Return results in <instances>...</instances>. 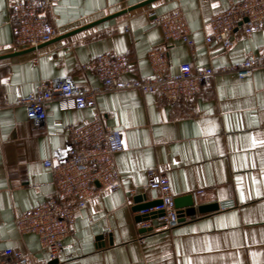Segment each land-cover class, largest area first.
Masks as SVG:
<instances>
[{"label": "crops", "instance_id": "obj_1", "mask_svg": "<svg viewBox=\"0 0 264 264\" xmlns=\"http://www.w3.org/2000/svg\"><path fill=\"white\" fill-rule=\"evenodd\" d=\"M142 1L54 0L48 11L58 30L54 39ZM234 1L239 0H155L0 58V251L13 247L33 253L31 264H264V69L248 78L215 75L183 102L136 89L97 95L105 123L123 135L124 147L115 155L122 188L100 190L78 211L57 258L40 248L36 234L21 233L16 224L20 213L57 196L53 170L45 161H63L70 128L94 113L71 101L52 100L45 121L36 126L19 99L40 81L59 76L100 88L96 73L83 65L105 52L128 57L126 79L148 76L147 54L163 41L151 13L182 10L194 41L171 45L170 72H178L184 62L194 69L240 63L264 51V28L245 35L239 26L230 49L206 42L210 17ZM10 2L0 0V56L30 48L14 45ZM150 169L168 176L175 197L192 194L196 207L216 203L218 208L185 214L170 230L157 228L155 217L152 227H141L136 205L158 200L160 193L148 189L146 198L136 202L140 193L132 191L148 184ZM222 203L233 205L221 209Z\"/></svg>", "mask_w": 264, "mask_h": 264}, {"label": "built area", "instance_id": "obj_2", "mask_svg": "<svg viewBox=\"0 0 264 264\" xmlns=\"http://www.w3.org/2000/svg\"><path fill=\"white\" fill-rule=\"evenodd\" d=\"M53 3L54 0H11L9 8L17 48L37 47L58 34L48 17ZM151 15L163 31V41L147 54L152 65V72L148 76L126 79L124 76L131 70L128 57L122 53L105 52L83 65L96 73L103 83L100 88L90 89L74 83L68 76H59L40 81L34 92L19 99L27 108L29 121L36 126L45 121L46 106L52 100L71 101L78 109L94 110L91 119L70 128L67 157L58 163L52 159L45 161V165L53 170L57 196L16 217L19 231L36 234L40 248L52 258L59 257L65 239L72 234L78 211L87 208L90 199L100 190L122 188L115 155L124 147L123 135L120 129L105 123L103 114L97 109V95L136 89L157 92L168 101L183 102L204 90L215 75L235 74L248 78L256 70L264 69V51H258L240 63L218 69L212 66L194 69L189 62H184L180 64L178 72L172 73L169 70L171 45L176 41L189 45L194 43L185 14L176 9L163 15ZM239 26H242L245 35L264 28V0L234 1L227 8L215 12L209 19L206 42L217 41L225 49H230L234 43L233 32ZM148 176V184L132 193L144 194L148 189L157 190L161 203L137 213L141 216L156 213L157 228L173 229L183 221V215L175 204L170 180L158 169H150ZM232 205L222 203L220 207L225 209ZM140 225L143 228L153 226L150 218L142 220ZM33 259V253L13 247L0 251V264H31Z\"/></svg>", "mask_w": 264, "mask_h": 264}, {"label": "water", "instance_id": "obj_3", "mask_svg": "<svg viewBox=\"0 0 264 264\" xmlns=\"http://www.w3.org/2000/svg\"><path fill=\"white\" fill-rule=\"evenodd\" d=\"M153 1H155V0H144V1L140 2V3L131 5V6L127 7V8H125V9H122V10L117 11L115 13L109 14V15H107L105 17H102L100 19L92 21V22H90V23H88L86 25H83L81 27H78L76 29L68 31V32L56 37L55 39L53 38L52 40H58V39H62V38L68 37V36L73 35V34L79 32V31H82V30H84L86 28L92 27V26L97 25L99 23H102V22H104L106 20L114 18V17H116L118 15L126 13V12H128L130 10H133L135 8H138V7H141V6H144V5H147V4H149V3L153 2ZM241 24H242V22H240L239 25H241ZM50 41H48V42H50ZM48 42H45V43H48ZM45 43H42V44H45ZM42 44H40L37 47H40ZM37 47H30V48H28L26 50H23V51H17V52L9 53L7 55H1L0 58L10 57V56L16 55V54L21 53V52H26V51H30V50L36 49ZM144 198H146L145 194H138L135 197L136 202H141ZM160 203H161L160 199L155 200V201H146V202L137 204L136 207H135V210L139 211L141 209L149 208L151 206L158 205ZM175 204H176V206L178 208H180L181 214L183 215V218H182L183 220H184V215L185 214L194 215V214H196L197 210L200 211V212H206V211H210V210H216L218 208V205L216 203L215 204L199 205L198 207H196L195 200H194V197H193L192 194H186V195H181V196L175 197ZM181 208H186V210H183ZM155 214L156 213H152V214H148V215H144V216L139 215L138 219H140V220H148L149 218L155 217L156 216ZM54 262H56V260H54Z\"/></svg>", "mask_w": 264, "mask_h": 264}]
</instances>
